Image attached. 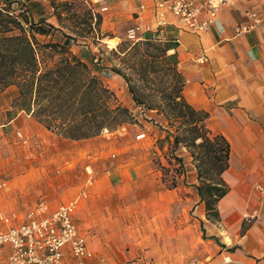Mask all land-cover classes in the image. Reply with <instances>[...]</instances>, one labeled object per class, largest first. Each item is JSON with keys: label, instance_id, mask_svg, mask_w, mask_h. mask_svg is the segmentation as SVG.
<instances>
[{"label": "crops", "instance_id": "0c3cea01", "mask_svg": "<svg viewBox=\"0 0 264 264\" xmlns=\"http://www.w3.org/2000/svg\"><path fill=\"white\" fill-rule=\"evenodd\" d=\"M39 1L47 9V19L59 25L50 0ZM90 1L103 15V32L113 34V37L103 38L99 45L85 40L86 43L74 46V51L91 65V52L101 54L104 64L105 56L100 51L102 44L110 49L116 47L122 33L136 24H141L144 30H159L161 36L178 40L177 48L170 52H178V67L186 78L187 99L196 108L209 111L208 126L213 132L224 134L231 143L230 167L225 172L230 191L219 201V220L207 218L195 187L197 171L192 155L185 147L180 151L188 162L186 165L193 167L187 170L192 175L184 174L182 178L188 179L189 187H185L192 191L202 209L201 238L207 251H213L206 260L212 259L209 264H264V196L256 188L257 183L264 182V0H228L220 12L224 30L212 26L201 32L183 28L170 12L165 16L166 23L160 24L159 14L152 9L155 0ZM143 3L147 5L145 10L140 8ZM103 6L108 9L101 11ZM252 10L259 13L261 24L239 33V26L250 21L247 13ZM111 39H114V45ZM203 55L208 56V61L201 63L198 58ZM97 72L124 104L143 117L126 84L113 74L111 77L104 74L102 69L98 68ZM10 103L0 107V174H13V177L2 193L0 209L6 213L25 214L35 204L36 193L45 180V187L49 189L48 175L53 165L72 164L74 168L69 176L83 174L84 179L69 188L81 189L83 184L94 183V186L87 185L88 190L81 195L82 206L77 213L81 234L88 239L99 261L122 263L114 250L115 244L101 237L91 222L98 207L96 199L102 195L101 188L114 182L122 186L136 182L143 172L153 167L149 154L160 152L156 143L158 134L144 145L147 150L138 160L129 158L115 166L112 162H96L99 151H95L93 141H98L104 134L89 139H68L49 130L31 114L18 112L9 117ZM146 116L164 121L156 111H150ZM86 140L91 142L84 143ZM86 155L91 158L90 162ZM19 162L28 167L30 177L27 178V173L16 174ZM73 179L72 182L77 181ZM178 188L180 186L168 189L165 195H173V201H176ZM9 254L10 247H0V264H9Z\"/></svg>", "mask_w": 264, "mask_h": 264}, {"label": "trees", "instance_id": "16d2710c", "mask_svg": "<svg viewBox=\"0 0 264 264\" xmlns=\"http://www.w3.org/2000/svg\"><path fill=\"white\" fill-rule=\"evenodd\" d=\"M50 3L59 25L47 19V9L39 0H0V94L11 101L8 116L31 114L49 130L72 140L142 124L97 70L113 72L126 84L143 117L160 131L155 163L163 172V183L168 189L180 185L186 171L180 151L185 147L196 167L195 187L207 218L219 220V201L230 191L225 172L230 167L231 143L208 126L209 111L187 99L178 52H170L178 40L151 30L138 41L122 39L110 50L117 60L111 65L91 52V65L74 46L88 40L99 45L106 36L113 37L102 30L103 15L90 0ZM150 111L164 121L148 118Z\"/></svg>", "mask_w": 264, "mask_h": 264}, {"label": "rangeland", "instance_id": "374dc122", "mask_svg": "<svg viewBox=\"0 0 264 264\" xmlns=\"http://www.w3.org/2000/svg\"><path fill=\"white\" fill-rule=\"evenodd\" d=\"M122 34L121 40L126 39V31ZM111 44L114 45L115 41ZM110 50V47L102 44L101 51L104 52L105 64L117 62ZM112 74L113 72H109L108 76L111 77ZM9 102L7 94H0V107ZM139 118L142 124H126L115 131L105 130L102 133L104 135L98 141H93V145L96 147L95 151H99L96 162H112V165L116 166L125 163L129 158L134 161L138 160L139 155L146 152L147 149L144 145H148L156 133L159 136L160 131L151 121L144 117ZM142 133H146V136L138 138L137 134ZM37 137L42 138L41 136ZM89 142L91 141H84L88 144ZM149 157L152 158L153 167L147 169L148 171L145 173L143 172L141 177L135 178L138 181L130 182L126 186L114 182L107 188H101L102 195L96 197L98 207L93 212L95 215L91 217V222L96 226L97 233L115 244L114 250L124 263L209 264L212 259L206 260V257L213 251L211 249L207 251L206 244L202 241L200 234L202 209L198 206L199 202L194 198L192 191L185 187L186 185L189 187L186 181L188 179L181 177L177 198L176 201H173V195H165L168 188L163 183V172L155 163L156 152L150 153ZM85 158L90 162V157L86 155ZM162 158L167 164L163 155ZM24 165V162L18 163L19 171L16 174L27 173L28 178L30 171ZM26 165L28 166L27 163ZM72 168H74L72 164L65 162L53 165L48 175L50 183L47 186L49 189L45 187V180L36 193L37 197L34 203L45 199L52 208H56L64 202L78 199V210H80L83 201L82 192L88 190L87 185L94 186V183L92 181L83 184L81 189L79 187L78 189L69 188L70 185L84 179L83 174V177L81 174L69 176ZM192 168L191 165H186L185 176L192 175L187 173V170ZM173 170L171 173L174 172ZM2 174L9 179L13 177V174ZM71 177L77 181L72 182ZM77 213L76 221L78 223ZM23 215L25 214L19 216ZM205 237L203 235V238ZM94 239L99 238L95 237ZM123 262L118 264H123Z\"/></svg>", "mask_w": 264, "mask_h": 264}, {"label": "built area", "instance_id": "2783aa9c", "mask_svg": "<svg viewBox=\"0 0 264 264\" xmlns=\"http://www.w3.org/2000/svg\"><path fill=\"white\" fill-rule=\"evenodd\" d=\"M228 0H155L154 9L160 16V24H165V16L172 13L183 28L201 32L219 26L224 30L220 12ZM146 3L140 8L145 10ZM108 9L103 6L101 11ZM250 21L239 26L242 33L261 24V17L255 10L247 13ZM151 30H144L141 24L130 26L126 37L138 41ZM203 63L208 56L198 58ZM146 133L138 135L144 138ZM9 178L0 174V200L4 190L9 187ZM264 196V182L256 184ZM1 203V201H0ZM78 199H72L52 208L49 202L41 199L22 217L6 213L0 209V247H10L9 264H112L108 260H98L96 252L88 239L81 234L76 221ZM123 264H137L125 262Z\"/></svg>", "mask_w": 264, "mask_h": 264}, {"label": "bare ground", "instance_id": "6f19581e", "mask_svg": "<svg viewBox=\"0 0 264 264\" xmlns=\"http://www.w3.org/2000/svg\"><path fill=\"white\" fill-rule=\"evenodd\" d=\"M115 39V38H114ZM114 39H111L110 42H114ZM117 39V38H116Z\"/></svg>", "mask_w": 264, "mask_h": 264}]
</instances>
